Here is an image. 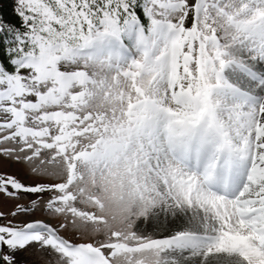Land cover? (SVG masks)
Returning <instances> with one entry per match:
<instances>
[{
  "label": "snow or ice",
  "instance_id": "snow-or-ice-1",
  "mask_svg": "<svg viewBox=\"0 0 264 264\" xmlns=\"http://www.w3.org/2000/svg\"><path fill=\"white\" fill-rule=\"evenodd\" d=\"M0 264H264V0H0Z\"/></svg>",
  "mask_w": 264,
  "mask_h": 264
},
{
  "label": "rangeland",
  "instance_id": "rangeland-1",
  "mask_svg": "<svg viewBox=\"0 0 264 264\" xmlns=\"http://www.w3.org/2000/svg\"><path fill=\"white\" fill-rule=\"evenodd\" d=\"M0 171H10V172L15 173L16 169H15V167H11V168H7V169H0Z\"/></svg>",
  "mask_w": 264,
  "mask_h": 264
}]
</instances>
